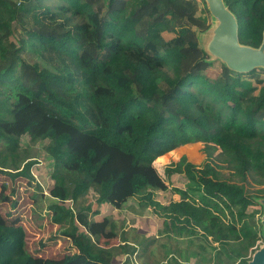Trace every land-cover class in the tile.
I'll list each match as a JSON object with an SVG mask.
<instances>
[{"label": "trees", "instance_id": "trees-1", "mask_svg": "<svg viewBox=\"0 0 264 264\" xmlns=\"http://www.w3.org/2000/svg\"><path fill=\"white\" fill-rule=\"evenodd\" d=\"M224 3L240 43L259 48L264 0ZM211 22L204 0H0V173L31 183L44 152L47 208L76 248L33 256L24 228L0 222V264H133L138 247L107 212L131 199L169 223V241H186L166 243L158 264H247L260 226L249 230L243 216L264 198V69L219 62L210 77L216 64L198 35ZM189 143L210 150L181 186L159 159Z\"/></svg>", "mask_w": 264, "mask_h": 264}, {"label": "rangeland", "instance_id": "rangeland-1", "mask_svg": "<svg viewBox=\"0 0 264 264\" xmlns=\"http://www.w3.org/2000/svg\"><path fill=\"white\" fill-rule=\"evenodd\" d=\"M201 37V41H200ZM204 35L201 36L199 33V43L202 47L201 42L205 41ZM220 60H214L215 67L209 68L208 74L210 77H215L218 74L216 69L219 66ZM223 63V62H222ZM260 78L264 80V73L260 75ZM264 85V83L262 84ZM47 142L38 143L36 146L43 148ZM22 147H29L30 140L27 136H24L21 140ZM213 146V145H212ZM209 148L205 143H189L181 146L180 148L162 156L159 160L163 163L162 172L166 167H171L172 170L176 171L175 177L172 179L177 185L183 186L189 182L187 173L194 180L195 171L194 168L200 169L204 166L205 159L208 155ZM158 160V161H159ZM35 162L32 167L31 183L27 180L17 178L13 180L9 175L0 173V222L3 224H14L20 225L24 228L26 233V245L25 248L28 253L36 257H44L51 259H61L66 255H71L76 249L69 238L63 235V227L60 224H56L51 218V212L47 208L55 200L47 194V189L50 184V172L52 166H48L46 161V154L43 152L38 158L33 159ZM222 178L228 179L229 172L225 168H220ZM167 180H170L168 174L165 175ZM197 178V177H196ZM251 181V179H250ZM187 186V185H186ZM247 190L250 194L258 195L261 186H253L248 180L246 184ZM159 195V193H157ZM168 196L167 193H164ZM202 194L198 193V197ZM36 199L33 203V199ZM42 198V199H40ZM179 196H177V199ZM56 202H58L56 200ZM126 208L121 211L107 210L109 217L116 221L118 226L116 232L119 234L120 239H128L130 245L134 248L138 247L137 253L134 254L137 260L133 264H158V262L164 258V247L168 243L170 245L168 251L172 247L179 245L184 247L186 241L179 239L178 243L169 241L165 236L164 227H169V223L163 225L147 210L141 209L136 199H131L125 204ZM263 206L258 204L257 206L247 207V216H243L245 219V226L250 229L257 230L259 228L260 239L257 241L256 246L251 249L248 258H251L253 251L260 247L263 243V236L261 230V216L263 215ZM161 212V211H160ZM158 212L157 218L163 219V215ZM162 213V212H161ZM228 216L231 215L227 211ZM240 215L231 218L236 228L241 229L243 223H239L238 218ZM247 217V218H246ZM225 219V217H224ZM227 220H230L227 219ZM226 220V221H227ZM238 220V221H237ZM152 221V222H151ZM235 221V222H234ZM164 226V227H163ZM96 230L100 228L96 226ZM80 230H83L82 228ZM165 230V229H164ZM246 231V229L244 228ZM107 237L102 236L101 240L106 241ZM152 239L151 242L147 243V239ZM119 239V238H118ZM117 241V240H115ZM117 243V242H116ZM208 253L210 249L207 248ZM183 256H189L183 253ZM140 255L143 259H140ZM132 255H124L123 260H127ZM207 256V252L205 256ZM132 257V262L135 260ZM183 261V258H181ZM209 261V260H208Z\"/></svg>", "mask_w": 264, "mask_h": 264}, {"label": "water", "instance_id": "water-1", "mask_svg": "<svg viewBox=\"0 0 264 264\" xmlns=\"http://www.w3.org/2000/svg\"><path fill=\"white\" fill-rule=\"evenodd\" d=\"M212 18L208 30L200 33L205 41L202 48L210 60H220L236 72L264 69V39L259 48L242 45L239 41V26L236 16L224 0H204ZM201 41V37H200ZM264 209V198L258 200ZM263 243L252 254L247 264H264V211L260 220Z\"/></svg>", "mask_w": 264, "mask_h": 264}, {"label": "crops", "instance_id": "crops-1", "mask_svg": "<svg viewBox=\"0 0 264 264\" xmlns=\"http://www.w3.org/2000/svg\"><path fill=\"white\" fill-rule=\"evenodd\" d=\"M165 228V227H164ZM76 251V249L74 250V252Z\"/></svg>", "mask_w": 264, "mask_h": 264}]
</instances>
